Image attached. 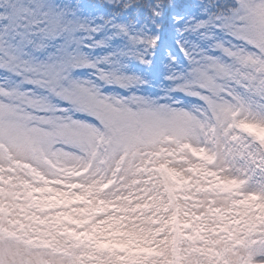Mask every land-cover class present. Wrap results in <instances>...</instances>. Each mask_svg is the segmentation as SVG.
Segmentation results:
<instances>
[{
    "label": "snow or ice",
    "instance_id": "snow-or-ice-1",
    "mask_svg": "<svg viewBox=\"0 0 264 264\" xmlns=\"http://www.w3.org/2000/svg\"><path fill=\"white\" fill-rule=\"evenodd\" d=\"M0 264H264V0H0Z\"/></svg>",
    "mask_w": 264,
    "mask_h": 264
}]
</instances>
